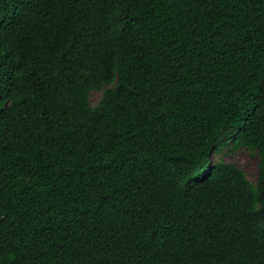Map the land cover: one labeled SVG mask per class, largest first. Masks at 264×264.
Listing matches in <instances>:
<instances>
[{
    "label": "trees",
    "instance_id": "trees-1",
    "mask_svg": "<svg viewBox=\"0 0 264 264\" xmlns=\"http://www.w3.org/2000/svg\"><path fill=\"white\" fill-rule=\"evenodd\" d=\"M0 264H264V0H0Z\"/></svg>",
    "mask_w": 264,
    "mask_h": 264
},
{
    "label": "rangeland",
    "instance_id": "rangeland-1",
    "mask_svg": "<svg viewBox=\"0 0 264 264\" xmlns=\"http://www.w3.org/2000/svg\"><path fill=\"white\" fill-rule=\"evenodd\" d=\"M103 96L102 91H94L90 96V103L95 107ZM234 147V146H233ZM232 147H227L221 154H213L212 162L233 164L241 169L248 179L255 183L259 173V156L257 152H252L244 146L229 153Z\"/></svg>",
    "mask_w": 264,
    "mask_h": 264
}]
</instances>
